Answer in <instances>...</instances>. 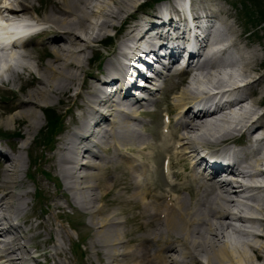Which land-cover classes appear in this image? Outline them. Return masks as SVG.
I'll use <instances>...</instances> for the list:
<instances>
[{
    "label": "bare ground",
    "instance_id": "1",
    "mask_svg": "<svg viewBox=\"0 0 264 264\" xmlns=\"http://www.w3.org/2000/svg\"><path fill=\"white\" fill-rule=\"evenodd\" d=\"M0 3L4 4L0 15H14L43 25L34 38L39 41L31 40L24 51L11 56V66L1 60L0 66L6 67L4 75L11 99L7 102V118L3 119L0 112V124L15 125L17 134L13 136L24 141L30 128L42 124L39 111L49 106L56 112L68 107L70 123L56 139L58 149L47 162L62 176L65 189L72 196L71 206L91 214L97 229L92 246L97 255L103 256L104 264H264V187L260 186L264 182V65L259 64L256 49L249 47L247 30L237 35L228 23L232 17L228 11L209 0ZM185 6L190 11L186 15L192 16L197 26L204 18L224 21L227 26L224 33L219 28L206 29L205 40H198L204 48L196 52L200 62L192 70L196 67L204 77L183 87L175 81V72L162 74L167 75L165 108L161 102H144L146 97L128 100L137 77L153 76L145 75V71L162 56L166 40L177 44L179 50L198 48L173 39L174 32H180L179 27L187 21ZM111 31L117 33L116 43H112ZM99 47H106V52L100 62L93 63L95 53H102ZM165 55L171 58L169 52ZM225 66L233 71L221 73ZM213 89L219 92L211 94ZM116 94L124 95L125 101ZM214 96L233 99L226 101L219 115L186 118L184 112L193 100ZM153 106L157 107V119L152 127L153 140L149 141L136 121L139 114L152 112ZM234 107H240V112L234 111L229 119L225 110ZM4 108L0 106L1 111ZM165 111L170 116L166 125ZM91 120L96 122L101 143H93L96 134L90 132ZM163 127L168 129V136L162 134ZM238 137L244 140V147L226 161L230 171L216 174L213 167L207 177L190 164L201 156L203 147ZM11 143L10 153L0 148V258L8 264H25L31 257L27 242L23 243L28 239L23 226L30 223V218L24 224L15 222L27 204L26 194L16 192L24 183L19 174L24 170L25 145L17 140ZM110 149L113 156L99 154ZM125 150L154 152L149 157L156 167L146 176L147 171L138 169L135 160L119 154ZM119 155L130 165L126 166L128 171H122L121 178L115 175L114 182L122 190L137 191L128 197L120 196V204L129 207L120 210L124 219L110 215L100 218L104 209L98 205L102 199L98 188L102 187L106 168L120 167L116 164L121 161ZM165 160L169 162L168 172ZM201 164L197 161V165ZM55 207L62 209L63 204ZM48 225L49 221H42L38 227Z\"/></svg>",
    "mask_w": 264,
    "mask_h": 264
},
{
    "label": "rangeland",
    "instance_id": "2",
    "mask_svg": "<svg viewBox=\"0 0 264 264\" xmlns=\"http://www.w3.org/2000/svg\"><path fill=\"white\" fill-rule=\"evenodd\" d=\"M209 1L214 2L218 5V7L228 11L231 14L230 16L232 17L228 23L234 26L233 28L236 33H238L237 35H239L241 32H244V29L247 30L246 36H250V39L248 40L250 42L249 47L252 46L254 49H256L258 55L260 56L259 64L264 65V0ZM222 19L225 20L226 17L223 16ZM217 25L221 28V32L224 33L225 28L227 27H225L224 21L217 22ZM110 34L113 35L114 31H111ZM235 39L236 38L234 37V40ZM101 50V55H103L106 52L105 48H102ZM103 61L101 63H103ZM91 68L95 69L96 66L91 65ZM5 78V81H7L6 75ZM16 90H18L17 86ZM157 96L162 98L163 91L158 93ZM10 99V95L9 97H7V94L0 95V106L5 107L3 109L4 112L0 110V112H2L4 115L3 119L7 118V102ZM50 107L51 106L47 108ZM47 108H44L43 111L38 112V117L42 124L38 127L35 126L30 128V135L24 141L17 139V143L20 145H25V149L22 152L23 160L25 162L24 170L19 174V177L24 179V183L22 187L16 190L17 193L22 192L26 194L27 205L22 212H28V214L32 213L33 215L41 216V219H32L31 224L25 227L26 232H28L29 230L27 229L31 227L32 230L31 233H28L27 235V241H23V243L27 242L26 250L28 252L33 251L32 249L35 246H38L39 249H47L49 255L56 253V245H61L63 248H61V252L63 251V254L60 258H64L62 264H104L105 260L103 256L101 254L97 255V249H94L92 246L93 241L96 239L97 229L92 223L91 214L89 212H85V210L81 207L71 206L72 196L66 191L62 176L57 174L53 168L48 166L49 163L47 161L50 160L51 155L56 153L58 144L56 143V140L55 144L53 143L52 146L44 147V145L41 144L43 143V134H45V132H43V129L46 126L45 117H48L50 113V111L47 112L45 110ZM67 108L68 107H63L62 109H58L57 112L59 115L63 116ZM153 109L156 111L157 107L153 106L151 110ZM155 111L151 115H148L149 117L141 116L143 117L142 119H144L143 123L148 125L145 126L141 124L139 129L149 141L153 140L152 127L154 126L155 120L157 119L155 116ZM69 118L70 116L67 115L65 118L67 122L69 121ZM151 118H153V121H151ZM5 123L3 122L0 124V143L5 147H10L11 140L9 139L11 138H9V136H12L14 133L17 134V132H15L16 126H7ZM63 127L66 128L68 126L63 125ZM70 127L74 129L73 126ZM51 148L52 150L50 151ZM28 152L30 153V159L37 157L38 165L37 167H34L33 170L31 167L28 169L30 164ZM131 153L132 155L129 153L127 156L135 157L134 165H137L138 169L146 171L149 168L146 172V176L150 174V166L156 167V164L154 165L149 157L153 156L154 152L149 151L146 153ZM119 165L120 167L114 165L112 167L106 168L104 171L102 187L98 188V193L102 195V199L98 201V205L103 206L104 209V211L101 212L100 218H106L110 215L116 219H124V216L121 214L120 210H128L129 207L120 204V196L124 195L125 197H128L137 191L135 188H130L128 191L124 189L122 190L121 186L116 185L114 182L115 175H117V178H121L123 176L122 171H128L126 166L130 164H125L122 162L119 163ZM27 171L34 174V182L25 178ZM44 172L48 173L50 178H48ZM36 188L45 196L43 200H36V198H34V192ZM184 196H187V193H184ZM67 197L69 201L67 200ZM133 202L141 203L142 200L133 199ZM60 203L63 204V207L62 209H57L55 204L60 205ZM42 221H49V225L47 227H38ZM124 228L129 229V225H125ZM53 229H57L58 231H54ZM62 229L63 231L60 233ZM53 239L56 243L53 242ZM80 250H82V252L85 254L84 256L80 253ZM56 258L58 257H53V262L56 260ZM42 264H45L44 259H42Z\"/></svg>",
    "mask_w": 264,
    "mask_h": 264
},
{
    "label": "trees",
    "instance_id": "3",
    "mask_svg": "<svg viewBox=\"0 0 264 264\" xmlns=\"http://www.w3.org/2000/svg\"><path fill=\"white\" fill-rule=\"evenodd\" d=\"M50 125L52 126L51 130H53V131L57 128V123L54 122V121H51V122H50ZM51 132H52V131H51Z\"/></svg>",
    "mask_w": 264,
    "mask_h": 264
}]
</instances>
